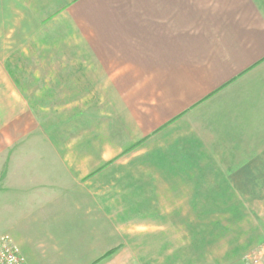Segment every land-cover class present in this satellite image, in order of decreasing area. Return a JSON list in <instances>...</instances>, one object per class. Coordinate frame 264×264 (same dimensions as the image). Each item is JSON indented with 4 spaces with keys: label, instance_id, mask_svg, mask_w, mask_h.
Segmentation results:
<instances>
[{
    "label": "crops",
    "instance_id": "0c3cea01",
    "mask_svg": "<svg viewBox=\"0 0 264 264\" xmlns=\"http://www.w3.org/2000/svg\"><path fill=\"white\" fill-rule=\"evenodd\" d=\"M50 49L106 57L122 139L52 143L31 107L56 87L9 60ZM204 201L264 219V0H0V237L25 264H162L140 219Z\"/></svg>",
    "mask_w": 264,
    "mask_h": 264
},
{
    "label": "rangeland",
    "instance_id": "374dc122",
    "mask_svg": "<svg viewBox=\"0 0 264 264\" xmlns=\"http://www.w3.org/2000/svg\"><path fill=\"white\" fill-rule=\"evenodd\" d=\"M9 54V60L14 59L21 67V81L38 83V86L53 82L52 87H56L51 89V106L46 108V114L41 116L38 107H31L37 119H45L39 124H45L46 130H50L53 144L105 145L108 137L112 142L115 136L123 138L124 130L131 123L124 122L122 111L117 112V107L108 105L114 100L107 99V90L101 87L106 74L92 70L102 61L106 63V57L98 53L96 56L59 53L53 49L46 53ZM77 67L83 70V74H77L81 76L78 83H82L74 89ZM66 77H72L68 81L73 83V89L67 91L64 90ZM179 209L180 217L140 219L150 226L163 227V233L160 230L149 235L148 242L149 257L157 256L158 261L163 260L162 264H248L246 256L264 244V219L260 225L255 214L240 202H181ZM155 236H163V248L159 238L157 243L153 239Z\"/></svg>",
    "mask_w": 264,
    "mask_h": 264
},
{
    "label": "built area",
    "instance_id": "2783aa9c",
    "mask_svg": "<svg viewBox=\"0 0 264 264\" xmlns=\"http://www.w3.org/2000/svg\"><path fill=\"white\" fill-rule=\"evenodd\" d=\"M248 264H264V244L246 256ZM0 264H25L24 258L9 237H0Z\"/></svg>",
    "mask_w": 264,
    "mask_h": 264
}]
</instances>
